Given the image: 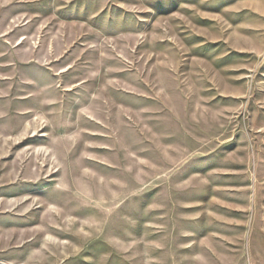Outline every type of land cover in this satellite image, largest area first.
Instances as JSON below:
<instances>
[{
    "label": "rangeland",
    "instance_id": "1",
    "mask_svg": "<svg viewBox=\"0 0 264 264\" xmlns=\"http://www.w3.org/2000/svg\"><path fill=\"white\" fill-rule=\"evenodd\" d=\"M0 263L264 264V0H0Z\"/></svg>",
    "mask_w": 264,
    "mask_h": 264
},
{
    "label": "water",
    "instance_id": "2",
    "mask_svg": "<svg viewBox=\"0 0 264 264\" xmlns=\"http://www.w3.org/2000/svg\"><path fill=\"white\" fill-rule=\"evenodd\" d=\"M0 264H3V263H0Z\"/></svg>",
    "mask_w": 264,
    "mask_h": 264
}]
</instances>
